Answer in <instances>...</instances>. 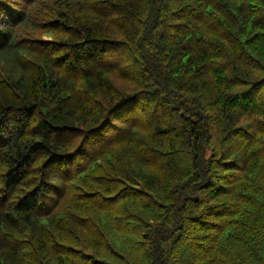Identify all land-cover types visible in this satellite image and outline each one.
<instances>
[{
	"label": "trees",
	"instance_id": "16d2710c",
	"mask_svg": "<svg viewBox=\"0 0 264 264\" xmlns=\"http://www.w3.org/2000/svg\"><path fill=\"white\" fill-rule=\"evenodd\" d=\"M0 264H264V0H0Z\"/></svg>",
	"mask_w": 264,
	"mask_h": 264
}]
</instances>
